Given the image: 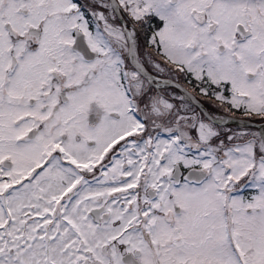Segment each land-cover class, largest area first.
Returning <instances> with one entry per match:
<instances>
[{"label":"snow or ice","instance_id":"snow-or-ice-1","mask_svg":"<svg viewBox=\"0 0 264 264\" xmlns=\"http://www.w3.org/2000/svg\"><path fill=\"white\" fill-rule=\"evenodd\" d=\"M0 264H264V0H0Z\"/></svg>","mask_w":264,"mask_h":264},{"label":"flooded vegetation","instance_id":"flooded-vegetation-1","mask_svg":"<svg viewBox=\"0 0 264 264\" xmlns=\"http://www.w3.org/2000/svg\"><path fill=\"white\" fill-rule=\"evenodd\" d=\"M254 127H259V125H255Z\"/></svg>","mask_w":264,"mask_h":264}]
</instances>
